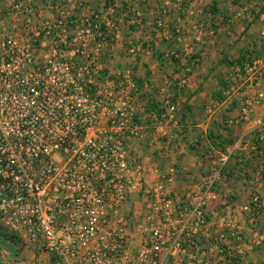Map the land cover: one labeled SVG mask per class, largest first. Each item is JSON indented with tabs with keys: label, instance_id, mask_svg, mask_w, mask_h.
<instances>
[{
	"label": "built area",
	"instance_id": "built-area-1",
	"mask_svg": "<svg viewBox=\"0 0 264 264\" xmlns=\"http://www.w3.org/2000/svg\"><path fill=\"white\" fill-rule=\"evenodd\" d=\"M88 2L5 0L0 9V232L9 237V264H240L248 246L264 244V202L252 193L228 213L208 203L236 150L264 166V124L225 152L207 150L205 179L174 198L177 170L156 172L134 153L145 144L165 157L181 135L184 66L198 49L185 44L181 21L171 30L155 17L149 42L174 44L167 58L178 63L149 110L139 100L137 69L113 62L121 26L140 30L143 13L115 1L91 10ZM172 3L191 16V0ZM138 40L123 45L132 60L154 51ZM226 78V98L242 96L223 120L227 132L249 123L253 107L264 110V56L233 65ZM138 197L144 208L125 209Z\"/></svg>",
	"mask_w": 264,
	"mask_h": 264
},
{
	"label": "crops",
	"instance_id": "crops-1",
	"mask_svg": "<svg viewBox=\"0 0 264 264\" xmlns=\"http://www.w3.org/2000/svg\"><path fill=\"white\" fill-rule=\"evenodd\" d=\"M53 1L29 0L35 6H40V3L43 2ZM86 1H89V7H94L96 10L100 8L102 1H115L122 6L131 7L132 9H135L137 6L146 9L148 7L149 9L145 13L147 16L152 18V16L162 13L164 14L163 19L168 26L172 25V27H175L179 24L178 21H181L180 25L184 27L183 30L186 32L185 44L191 45L196 42L199 51L198 64L187 77L188 87L183 94L185 104L183 105V109L178 113L181 135L174 136L167 156L160 157L158 156V152L153 150L159 158L166 159L167 163H164L168 167L173 166L177 170L178 179L170 188L173 197L179 199L186 190L202 182L212 168L210 162L205 158L207 150L214 149L225 152L235 144L241 135L252 133L256 126L264 124V110L253 107L249 123L231 127L227 130L228 133L224 131L223 120L227 116L237 113L239 104L242 102V96L233 95L231 98H226L221 92L219 85L222 79L219 77V74L227 70L224 65L226 55L222 56L226 54L227 50L230 49L229 53L235 54L240 49L252 50L261 48L262 42L259 41L258 34L264 28V10L258 16L255 15L257 20H253V23L257 22V25L253 24L246 29V33L248 34L247 41L243 43L242 40L233 41L239 39V35L233 32L237 31V26L242 23V18L237 17V13L247 10L250 4L252 5V1L247 3L244 0H240L235 4L236 0H193L191 4L192 14L187 17H184L182 12L174 8L172 0ZM261 1L254 2L256 4L254 6L264 5V0ZM238 3L243 5L238 6ZM213 4L217 9V14H212L209 10ZM4 5L5 0H0V9ZM89 10L90 8L87 11ZM231 12L233 13L231 14ZM221 14H224V17H226L222 21L223 24L220 23L222 19ZM44 15L48 17L49 14L45 11ZM3 25H7V22H3ZM147 25L149 26V23L146 24L145 22L144 26L146 27ZM253 26H258V30L253 29ZM142 28L143 26L137 34L142 35ZM147 28H149V33L143 31L145 35L148 34L146 38L148 36L150 38L153 35L155 36L152 28L150 26ZM128 30L135 31L125 23L119 31L117 45L115 46L116 53H118V61L116 62H123L122 64L136 68L141 76L139 84L143 81H146L149 85L155 82L158 85L156 88H160L165 82L166 73L173 66L172 62L167 58V43L165 42V49H160L157 58L132 60L126 56L123 46L126 36H129L131 32ZM242 30L244 31V29ZM195 31H199V33L195 34ZM242 36L244 35L242 34ZM251 40H253L254 45L258 46L253 48V45L250 43ZM241 43L242 45H239ZM234 48L239 49L235 52ZM227 59H230V57L227 56ZM184 67H187L189 70V63L185 62ZM173 89L174 87L170 86L169 90L171 93L174 92ZM256 90L257 87H253L249 90V93L253 94ZM217 93L220 100L213 98V95ZM157 96L158 98L155 99L157 103H155L153 92L147 91L143 85L140 87L139 100L143 104H146V106H148V103L158 104L161 95L157 93ZM211 141L215 143L214 147L213 145L211 146ZM147 147V145L143 144L140 149L136 150L137 152L135 151L134 156L137 154V157L143 160L146 168H151L156 172L158 170L162 171L161 166L159 167L157 163L150 162ZM233 156L218 180L213 197L208 203V209H216L220 213H228L230 210L241 209V207L248 203L250 195L258 190L261 196H264V180L259 175L260 161L250 153L240 149L236 150ZM133 203H136V201ZM263 225L264 221L260 220V226L264 230ZM247 242H250L249 238ZM243 254L252 263L258 262L259 264H264V244L260 247L248 246ZM0 264H9V241L0 240Z\"/></svg>",
	"mask_w": 264,
	"mask_h": 264
},
{
	"label": "rangeland",
	"instance_id": "rangeland-1",
	"mask_svg": "<svg viewBox=\"0 0 264 264\" xmlns=\"http://www.w3.org/2000/svg\"><path fill=\"white\" fill-rule=\"evenodd\" d=\"M192 2H193V0H191ZM238 1H240V0H236L235 1V4H236V2H238ZM244 1H246L247 3H249V1H252V5L250 4V6L247 8V10L246 11H248L249 13H250V20H242L241 19V24L239 25V26H237L238 27V29H236L237 31H234L233 33L234 34H236L237 33V35H239V39H237V40H233V41H243V43H245L246 41H247V36H248V34L246 33V29H248L249 27H251V25H253V24H256L257 22H254L253 23V20H257V18L255 17V15L256 16H258L259 15V13L261 12V11H263L264 10V5H260V6H254V5H256L254 2V0H244ZM263 1V0H262ZM261 1V2H262ZM157 4V3H156ZM159 4V3H158ZM120 5V4H119ZM238 6L239 5H243V4H240V3H238L237 4ZM36 7V6H35ZM252 7H254V8H252ZM91 9H93V10H96V8H94V7H90ZM123 8V7H122ZM137 9H139L142 13H143V16H144V19H143V28H142V35H140V34H137L138 32H139V30H135V31H131V34L129 35V36H126V39H125V41L128 39V37H130V36H133L134 37V39H139L138 41H140V43H143V44H145V45H147L148 43H149V45L151 46H153V49H154V51H153V54L151 55V56H145V55H143L142 57H141V59H145V58H157V55L160 53V49H165L164 48V46H165V42L164 41H162L160 38L158 39V38H156L153 42H149L150 41V37L148 36L147 38H146V36L148 35H145L144 34V32L143 31H147L146 33H149V28H147V27H149L150 26V28H152V24H153V21H154V19H155V17L156 16H160V17H162L163 18V15L164 14H162V13H158L157 15H154V16H152V18L150 17V16H147L145 13H146V11L149 9L148 7H147V9L146 8H142V7H136ZM99 9V8H98ZM155 9V8H154ZM153 9V10H154ZM233 12H231V14H232ZM176 14H177V12H176ZM179 14V13H178ZM183 14V16L184 17H187V15L186 14H184V13H182ZM203 19V18H202ZM201 19V20H202ZM146 22V24L147 23H149V26L147 25L146 27L144 26V23ZM257 25V24H256ZM260 25V24H259ZM236 27V28H237ZM182 28H184L183 26H182ZM242 29H244V31L242 30ZM251 29V28H250ZM253 29H255L256 31L258 30V26H253ZM241 31H243V32H241ZM135 32V33H134ZM201 32V31H200ZM197 33H199V31H195V34H197ZM242 34L244 35V36H242ZM184 38H186V32H184ZM125 41H124V43H125ZM196 41V40H195ZM253 40H251L250 41V43L253 45L252 47L253 48H255V47H257L256 45H254L253 44V42H252ZM259 41H261V40H259ZM261 42H263L264 43V40H262ZM236 43V42H235ZM193 45L196 47V49H197V46H196V42H194L193 43ZM239 45H242V43L241 44H239ZM239 48H234V50H235V52L238 50ZM259 48H256L255 50H258ZM168 50V49H167ZM166 50V51H167ZM233 50V51H234ZM198 51V50H197ZM229 51H230V49L229 50H227V52H225L226 54H223L222 56H224V55H226L225 57H227V56H229L230 58L233 56V54H232V52H230L229 53ZM116 53V52H115ZM263 55H264V52L262 53ZM198 57H199V51H198ZM115 56L118 58V53H116L115 54ZM225 59V58H224ZM116 61H118V60H116ZM116 61H114V63H117ZM195 68H196V66H197V64H198V60H196L195 62ZM224 65H225V68L227 69L226 71H223V72H221L220 74H219V77L220 78H224V77H226V75H227V73H228V67L226 66V64L224 63ZM151 86H152V88H153V90H152V92H153V97H154V102L155 103H157L156 102V100L155 99H157L158 98V96H157V91H156V87L158 86V85H156V83L155 82H152L151 83ZM216 87H218V86H216ZM253 88V87H252ZM174 90V89H173ZM186 90H187V88L185 89V92H186ZM250 90V89H249ZM249 92V91H248ZM239 94V93H238ZM157 105V104H156ZM147 152H149L148 154H149V157H150V162H154V163H157L158 165H159V167L161 166V169H162V171H164L167 167H168V165L167 164H165V163H167V161H165V160H163V158H159L157 155H156V153H154V151L152 150V149H150V148H148L147 147ZM165 162V163H164ZM259 191V190H258ZM254 192V193H257L258 195H259V197L261 198V200L264 202V196H261V193L260 192ZM136 199H138V200H136V203H133V202H129L128 203V205H127V207L125 208V209H142V208H144V206H143V202L141 201V199H139V197L138 198H136ZM135 205V206H134ZM240 258H241V263L240 264H259L258 262H251L250 260H247V256L245 255V254H242L241 256H240ZM11 264H14V263H11Z\"/></svg>",
	"mask_w": 264,
	"mask_h": 264
},
{
	"label": "trees",
	"instance_id": "trees-1",
	"mask_svg": "<svg viewBox=\"0 0 264 264\" xmlns=\"http://www.w3.org/2000/svg\"><path fill=\"white\" fill-rule=\"evenodd\" d=\"M127 7V6H125ZM130 8V7H127ZM210 12H212V14H217V9L215 8L214 4L210 6L209 8ZM158 17V16H157ZM221 24H223L222 21H224V19L226 17H224V14H221ZM169 28L171 30H173L172 25L169 26ZM166 44V43H165ZM262 45L260 46L261 48H259L258 50L252 49V50H248V49H240L238 50L230 59H227V57L224 59L226 66L230 69L233 65L236 66H240L243 67L244 64H250L254 59L256 58H261L264 55L262 54L264 51V43H261ZM167 49L169 50V52L172 50V48H174V44L172 43H167L166 44ZM198 55L195 54L193 56H191L188 59V63H189V71L187 72V76L190 74V72H192L195 69V63L193 62V60L197 59L198 60ZM172 64H177L178 60L173 59L172 57L169 59ZM220 89L222 93H225L229 87H230V82L228 81V79L226 77L222 78L220 80ZM140 87L142 86V84L140 83L139 85ZM213 98L216 100H220L219 94H215L213 95ZM235 104V103H234ZM157 105L153 104V103H148V109L152 110V109H156ZM228 133V131H227ZM211 139V138H210ZM213 145V147L215 146V143L211 141V146ZM225 170V169H224ZM224 172V171H223ZM259 175L260 177L264 180V166L261 165L260 166V171H259ZM0 240L2 241H9V237L6 235H3L0 232Z\"/></svg>",
	"mask_w": 264,
	"mask_h": 264
}]
</instances>
